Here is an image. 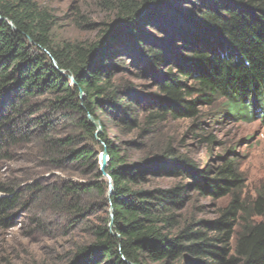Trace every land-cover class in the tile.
Wrapping results in <instances>:
<instances>
[{
  "label": "trees",
  "instance_id": "trees-1",
  "mask_svg": "<svg viewBox=\"0 0 264 264\" xmlns=\"http://www.w3.org/2000/svg\"><path fill=\"white\" fill-rule=\"evenodd\" d=\"M104 4L115 21L95 40L56 41L55 19L37 0H0V161L8 147L35 143L42 165L81 179H0V225L29 194L84 235L63 264H264V189L245 194L237 154L199 162L162 126L201 123L202 108L220 100L234 120L264 116V0ZM128 55L142 67L119 75ZM148 73L151 95L136 82ZM194 192L229 201L211 220H190Z\"/></svg>",
  "mask_w": 264,
  "mask_h": 264
},
{
  "label": "rangeland",
  "instance_id": "rangeland-1",
  "mask_svg": "<svg viewBox=\"0 0 264 264\" xmlns=\"http://www.w3.org/2000/svg\"><path fill=\"white\" fill-rule=\"evenodd\" d=\"M37 1L55 19L56 41L95 40L106 24L115 21L114 12L104 4V0ZM125 60L127 62L122 64L127 69H122L120 64L119 75L131 76L122 70L134 72L142 67L139 62L133 63L138 61L135 57L128 55ZM147 76L136 82L142 85L140 89L144 93L151 95L156 90L155 78L150 73ZM221 102L202 108L201 123L192 119L168 120L162 125L163 132L174 137L176 144H181L192 158L202 163L217 164L222 156L237 154L246 182L244 192L251 198L264 189V116L253 114L251 119L234 120L226 112H221ZM68 130L67 125L59 128L61 135ZM108 132L113 138L114 129L110 127ZM207 134L212 135V143L202 140V135ZM120 138L126 137L121 135ZM41 162L35 143L23 142L10 149L8 147L0 161V179L13 180L19 186L39 178L52 181L80 179L79 173L71 168L60 170ZM23 196L28 203L16 206L9 225H0V264H63L73 243L82 240L84 235L81 229L71 231L63 216L43 213L39 200L31 198L29 194ZM228 201L229 197L214 200L194 192L184 213L190 220H211Z\"/></svg>",
  "mask_w": 264,
  "mask_h": 264
},
{
  "label": "water",
  "instance_id": "water-1",
  "mask_svg": "<svg viewBox=\"0 0 264 264\" xmlns=\"http://www.w3.org/2000/svg\"><path fill=\"white\" fill-rule=\"evenodd\" d=\"M0 18H1V15H0ZM72 81L75 82L74 77H72ZM89 118L92 121V124L97 126L98 131H100V128H101L100 122L98 120L94 119L92 116H89ZM99 164H100V171L108 180V186H109L108 195L110 196L112 194V191H113V182H112V179H111L109 173L106 170V168L108 166V153H107L106 149H104L103 151L100 152ZM112 209H113V207L110 204V220L108 223L109 228L113 227V210Z\"/></svg>",
  "mask_w": 264,
  "mask_h": 264
}]
</instances>
